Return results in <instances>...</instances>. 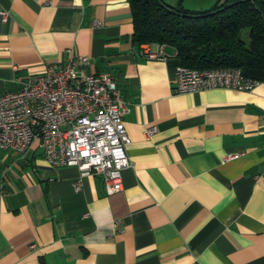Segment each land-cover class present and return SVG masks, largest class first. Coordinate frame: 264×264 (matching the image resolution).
<instances>
[{"label": "crops", "instance_id": "crops-1", "mask_svg": "<svg viewBox=\"0 0 264 264\" xmlns=\"http://www.w3.org/2000/svg\"><path fill=\"white\" fill-rule=\"evenodd\" d=\"M0 11V94L69 50L88 57L85 73L108 72L129 106L131 163L107 196L92 176L76 192L78 170L50 167L38 142L0 150V264H264V83L176 94L174 49L142 57L128 0H0Z\"/></svg>", "mask_w": 264, "mask_h": 264}, {"label": "built area", "instance_id": "built-area-1", "mask_svg": "<svg viewBox=\"0 0 264 264\" xmlns=\"http://www.w3.org/2000/svg\"><path fill=\"white\" fill-rule=\"evenodd\" d=\"M1 22L8 12L0 11ZM146 60H165L161 50L141 45ZM90 59L68 51L64 64L47 65L33 79L17 80L18 89L0 94V150L23 154L38 142L45 162L52 168L74 167L81 180L97 177L107 196L122 189V172L131 168L126 154L129 137L124 116L129 111L108 72L85 73ZM261 82L245 77L241 70L221 67L195 70L178 66L175 71L176 94L227 89L251 92ZM157 131L145 130L146 136ZM236 155L226 156L233 160ZM33 248V246L31 247Z\"/></svg>", "mask_w": 264, "mask_h": 264}, {"label": "trees", "instance_id": "trees-1", "mask_svg": "<svg viewBox=\"0 0 264 264\" xmlns=\"http://www.w3.org/2000/svg\"><path fill=\"white\" fill-rule=\"evenodd\" d=\"M128 4L134 46H168L179 66L238 68L243 76L264 83V0H217L202 11L186 10L180 3L172 7L162 0Z\"/></svg>", "mask_w": 264, "mask_h": 264}, {"label": "rangeland", "instance_id": "rangeland-1", "mask_svg": "<svg viewBox=\"0 0 264 264\" xmlns=\"http://www.w3.org/2000/svg\"><path fill=\"white\" fill-rule=\"evenodd\" d=\"M245 36H246V33L244 32L243 33V38H245ZM166 48H167V50H169L170 47L166 46Z\"/></svg>", "mask_w": 264, "mask_h": 264}]
</instances>
